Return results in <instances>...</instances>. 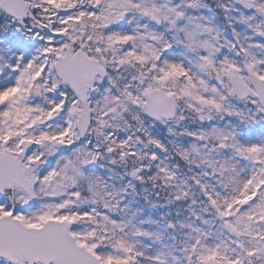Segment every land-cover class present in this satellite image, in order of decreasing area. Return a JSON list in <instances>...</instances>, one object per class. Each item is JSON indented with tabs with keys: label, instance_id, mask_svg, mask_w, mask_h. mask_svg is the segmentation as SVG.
<instances>
[{
	"label": "snow or ice",
	"instance_id": "snow-or-ice-1",
	"mask_svg": "<svg viewBox=\"0 0 264 264\" xmlns=\"http://www.w3.org/2000/svg\"><path fill=\"white\" fill-rule=\"evenodd\" d=\"M0 264H264V0H0Z\"/></svg>",
	"mask_w": 264,
	"mask_h": 264
}]
</instances>
